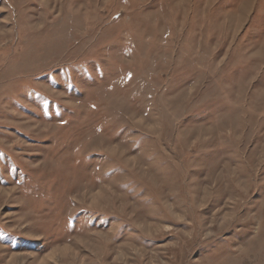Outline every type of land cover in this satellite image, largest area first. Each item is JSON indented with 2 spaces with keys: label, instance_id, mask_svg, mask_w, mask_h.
I'll list each match as a JSON object with an SVG mask.
<instances>
[{
  "label": "rangeland",
  "instance_id": "obj_1",
  "mask_svg": "<svg viewBox=\"0 0 264 264\" xmlns=\"http://www.w3.org/2000/svg\"><path fill=\"white\" fill-rule=\"evenodd\" d=\"M0 264H264V0H0Z\"/></svg>",
  "mask_w": 264,
  "mask_h": 264
}]
</instances>
